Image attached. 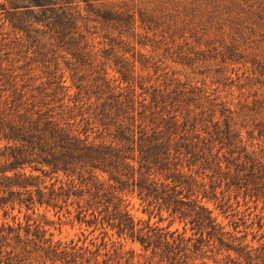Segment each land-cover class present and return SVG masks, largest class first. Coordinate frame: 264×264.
<instances>
[{
  "label": "trees",
  "instance_id": "16d2710c",
  "mask_svg": "<svg viewBox=\"0 0 264 264\" xmlns=\"http://www.w3.org/2000/svg\"><path fill=\"white\" fill-rule=\"evenodd\" d=\"M78 4L0 0L2 27L8 23L15 34L14 41L7 42L10 34L0 40L1 63L16 48V55L26 48L31 60L0 66V214L6 220L17 211L26 220L23 226L14 215L12 224H0V264H31V254L43 264H109L98 261L99 249L54 242L45 228L53 224L49 212L59 222L101 229L104 238L111 231L137 243L150 254L148 264H205L197 262L209 253H226L224 264H264V246L254 249L244 236L225 231L207 206L226 213L231 199L241 197L264 210V162L246 144L264 148V97L231 110L196 87L151 84L136 69L147 61L128 41L108 38V50H94L78 25ZM87 7L120 36L135 37L133 14ZM138 22L145 33L156 26L142 14ZM147 43L145 36L137 42ZM221 57L241 59L231 50ZM250 63L252 72L264 74L263 64ZM64 116L95 125L110 141L80 137L62 123ZM125 193L136 196L148 217L156 212L162 221L166 214L168 227L135 221L123 205ZM34 216L43 224H30ZM175 222L181 233L169 231ZM124 247L113 249L112 264L125 255L124 264L132 261Z\"/></svg>",
  "mask_w": 264,
  "mask_h": 264
},
{
  "label": "rangeland",
  "instance_id": "374dc122",
  "mask_svg": "<svg viewBox=\"0 0 264 264\" xmlns=\"http://www.w3.org/2000/svg\"><path fill=\"white\" fill-rule=\"evenodd\" d=\"M79 1L80 18L78 25L80 30L87 34L93 43L94 50H108V38L118 41H128L130 46H135L136 52L143 55L146 60L145 68L140 70L136 63V69L144 79L150 80L151 84L158 79L160 84L166 81L168 84L179 82L187 86L201 89L209 99H217V103H222L231 110H238L246 104H250L254 99L264 97V74L252 72L250 60L260 62L264 66V0H86L87 3ZM111 10L116 12H127L133 14L136 20V35L129 37V34L119 35V30H114L111 25L100 22L96 17L87 12L88 7ZM152 20L156 26L154 30L145 31L138 28L139 15ZM260 15L261 19H258ZM0 15V40L5 34H10L7 42L15 40V34L11 32L8 23L3 27ZM152 27V28H153ZM145 36L149 41L146 47L137 44ZM128 38V39H127ZM152 45V46H151ZM114 54L120 56L122 52L113 46ZM9 56L8 61L0 60L3 68H15L31 61L26 59L23 48L22 53L16 55V51ZM231 50L241 57L238 61L223 60L221 54H226ZM118 51V52H117ZM125 57L129 58L130 53ZM224 58H227L224 56ZM4 59V58H3ZM18 62V63H17ZM31 64L30 68H34ZM39 72L30 74L36 79ZM41 81H35L39 84ZM60 118V117H58ZM66 119V120H64ZM64 116L62 123H66L80 137L87 138L94 142H109L110 138L101 132L95 125H85L80 122V117H75L72 121ZM243 136L245 137L244 133ZM257 142L247 141L248 150L253 151L256 157L264 162V148H258ZM262 149V150H261ZM123 205L135 221H149L151 225L166 228L170 224V219L162 213V221L156 212L150 217L142 211L138 199L134 194H121ZM231 208L226 213H222L213 203H207L213 216L217 219L225 231L244 236L245 243L254 249L264 246V210L261 204L243 201L239 197L236 201L229 203ZM40 215L43 210H40ZM18 215L23 226L26 225L24 213ZM12 216L4 220L0 214V224L3 222L13 223ZM47 217L53 221L50 227H45L48 234H52L54 242H73L77 246L88 247L91 251L99 249L98 261L109 259V264L117 262L113 255V249L123 244L124 252L133 253L132 261L129 264H148L150 254L142 251L137 243L129 240L117 239L113 232L108 231L107 237L101 229L94 230V227L85 228L75 224H70L61 219L59 222L49 212ZM33 221L41 222L39 216L32 217ZM182 224L175 222L169 227V231L178 230L182 232ZM235 230V231H234ZM113 235V236H112ZM187 236L191 233L187 232ZM111 238V240H109ZM114 242V247H111ZM226 253H209L204 259L197 263L224 264ZM129 255H125L121 264ZM28 263L43 264L44 261L37 254L27 256ZM157 260L154 259L153 263ZM47 264H50L47 262Z\"/></svg>",
  "mask_w": 264,
  "mask_h": 264
}]
</instances>
